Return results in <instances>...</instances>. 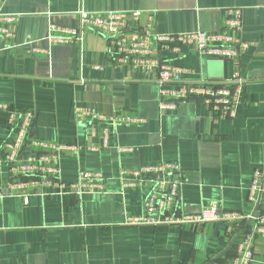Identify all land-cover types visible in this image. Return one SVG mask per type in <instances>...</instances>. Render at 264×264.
<instances>
[{"label":"crops","instance_id":"1","mask_svg":"<svg viewBox=\"0 0 264 264\" xmlns=\"http://www.w3.org/2000/svg\"><path fill=\"white\" fill-rule=\"evenodd\" d=\"M229 7L241 8L247 42L236 60L210 58L187 44L163 50L155 39L152 48L185 70V82L238 72L245 83L233 118L215 116L202 100L160 108L156 69L116 63L106 37L80 27L77 13L139 10L140 24L152 32L178 33L221 30ZM0 10L11 16L0 19L10 32L0 33V102L34 113L30 136L78 147L61 152L57 176L27 186L25 199L9 185L2 143L12 131L0 114V264H230L238 231L224 222L125 224L126 215L142 213L151 186L132 182L129 172L177 163L182 212L215 201L222 210L249 213L253 172L264 171V0H2ZM51 24L80 29L81 38L56 41L61 33H51ZM75 107L142 121L77 120ZM81 171L99 172L104 187L77 193L61 186ZM250 264H264V235L255 237Z\"/></svg>","mask_w":264,"mask_h":264},{"label":"built area","instance_id":"2","mask_svg":"<svg viewBox=\"0 0 264 264\" xmlns=\"http://www.w3.org/2000/svg\"><path fill=\"white\" fill-rule=\"evenodd\" d=\"M2 0H0V9ZM80 27L90 28L103 34L107 40V51L116 63H130L143 70L156 69L154 82L159 87L160 108H173L181 101L202 100L217 117L233 118L236 116V105L245 80L238 72L226 79H201L183 81L185 70L179 66L166 63L153 55L152 40L155 39L163 50H178L179 44L194 45L201 55L236 60L247 47L242 38V10L229 7L225 10L223 28L216 31H188L178 33H154L149 24L141 25L139 10H107L90 12L78 10ZM10 20L11 16L1 18ZM51 33H61L56 37L59 42H72L81 38L80 29L50 25ZM58 31V32H57ZM0 33L10 32L0 27ZM0 114L5 116L11 127V138L2 143L5 152L4 160L9 165L11 177L10 188L20 190V195L27 199V186L34 187L48 176L59 173V155L63 151L77 150V145L49 142L30 136L34 119L31 110L17 112L7 104L0 102ZM77 120L89 117L91 120L110 125L128 124L142 121L124 112L109 116L75 107ZM105 135L102 144L107 145ZM28 147V149H27ZM96 148V147H95ZM131 150V147L122 148ZM133 181L149 180L151 186L145 196L143 211L136 216L126 215L124 222L129 225H196L205 222H224L228 230L237 232L235 255L230 264H250L254 258V241L257 235H264V171L255 169L249 186L247 201L250 211L243 215L236 211L222 210L215 201H209L197 213L188 214L179 209V193L183 180L180 177V166L174 162H160L144 165L129 172ZM103 176L99 172L81 171L76 182L63 183L73 192L83 193L101 190L104 187ZM17 180V181H14ZM131 182V183H132ZM3 187L0 185V196ZM233 234V232H231Z\"/></svg>","mask_w":264,"mask_h":264}]
</instances>
